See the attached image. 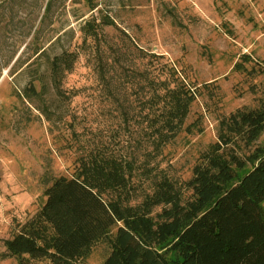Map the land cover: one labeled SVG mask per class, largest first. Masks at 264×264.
<instances>
[{
	"label": "rangeland",
	"instance_id": "1",
	"mask_svg": "<svg viewBox=\"0 0 264 264\" xmlns=\"http://www.w3.org/2000/svg\"><path fill=\"white\" fill-rule=\"evenodd\" d=\"M94 2L92 10L87 0H0V264H20L5 256L6 240L41 210L46 186L76 175L92 151L134 162L132 204L153 191L152 170L144 163L152 148L139 107L149 94L144 74L151 76L155 66L162 78L175 73L195 98L153 173L188 181L218 140L221 121L264 99V65L258 63L264 62V0ZM93 18L113 21L99 27V51L80 30ZM38 48L46 49L40 59ZM64 50L78 58L64 80L69 95L60 99L50 86L48 59ZM101 57L108 63L106 79L99 72ZM40 76L47 84L45 101L19 96ZM258 144H264V133ZM109 253L99 243L81 264H103Z\"/></svg>",
	"mask_w": 264,
	"mask_h": 264
},
{
	"label": "trees",
	"instance_id": "2",
	"mask_svg": "<svg viewBox=\"0 0 264 264\" xmlns=\"http://www.w3.org/2000/svg\"><path fill=\"white\" fill-rule=\"evenodd\" d=\"M87 2L92 10L98 7L94 0ZM107 20L93 18L80 27L84 41L97 51L100 25H113ZM35 54L40 59L46 49ZM77 58L78 52L64 50L48 59L50 86L60 99L69 95L64 80ZM107 64L101 57L104 78ZM156 69L151 76L144 74L149 94L139 105V123L146 122L152 148L144 163L146 171L152 170L153 191L132 204L134 162L92 151L76 175L56 177L46 186L41 210L6 240L5 256L19 258L20 264L28 259L81 264L95 245L105 243L110 253L103 264H264V144H258L264 133V99L257 108L238 109L221 121L218 140L188 181L153 173L159 170L156 157L183 130L195 98L175 73L162 78ZM46 88L40 76L19 96L45 101ZM123 116L127 120V110Z\"/></svg>",
	"mask_w": 264,
	"mask_h": 264
}]
</instances>
